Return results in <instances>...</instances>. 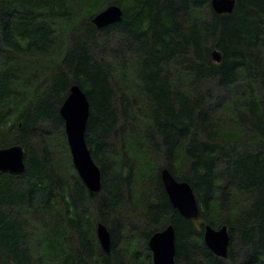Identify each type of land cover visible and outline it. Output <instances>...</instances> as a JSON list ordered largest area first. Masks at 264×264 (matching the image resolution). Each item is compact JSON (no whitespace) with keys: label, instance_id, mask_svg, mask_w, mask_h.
I'll list each match as a JSON object with an SVG mask.
<instances>
[{"label":"trees","instance_id":"obj_1","mask_svg":"<svg viewBox=\"0 0 264 264\" xmlns=\"http://www.w3.org/2000/svg\"><path fill=\"white\" fill-rule=\"evenodd\" d=\"M110 4L121 20L97 27ZM73 84L90 102L98 193L60 112ZM14 144L27 169L0 173V264H153L148 240L168 223L176 264H264V0L223 14L211 0H0V148ZM165 167L193 187L198 221L172 205ZM206 224L229 226L227 257L206 245Z\"/></svg>","mask_w":264,"mask_h":264},{"label":"water","instance_id":"obj_2","mask_svg":"<svg viewBox=\"0 0 264 264\" xmlns=\"http://www.w3.org/2000/svg\"><path fill=\"white\" fill-rule=\"evenodd\" d=\"M236 0H211L214 11L218 14L231 13ZM123 9L117 4H110L97 12L93 22L97 27L108 26L121 20ZM212 59L216 62L223 60V52L215 47ZM65 122V131L71 152L73 164L91 193H98L102 186V173L94 160L91 149L86 141L87 121L90 115V102L86 92L78 84L71 86L70 92L60 108ZM26 149L21 144L0 148V173L24 174L27 169ZM161 179L172 205L185 218L199 219V203L191 184L180 180L165 167L161 171ZM97 237L105 252L111 251L112 234L108 225L99 222ZM229 226L224 224L204 227V241L212 252L220 257H227L230 245ZM153 264H176V229L173 223H168L163 229L154 232L149 238Z\"/></svg>","mask_w":264,"mask_h":264},{"label":"rangeland","instance_id":"obj_3","mask_svg":"<svg viewBox=\"0 0 264 264\" xmlns=\"http://www.w3.org/2000/svg\"><path fill=\"white\" fill-rule=\"evenodd\" d=\"M209 86L210 85L208 84L206 87L209 88ZM218 89L219 88H217V87L214 88V93L215 94L216 93H220V95H225V91L224 90L223 91L221 90V92H219ZM204 92H206V91H204ZM213 106H215V104ZM161 158H163V156H161ZM160 161H161L160 163H163V161L161 159H160ZM179 171L180 172L178 174H176L177 176L184 175L188 171V162L185 164V166H181ZM127 207H129L128 209L130 210V212L128 210H124V212L127 214V216H129V215L131 216V218H132L131 224L132 225L135 224V223L140 224V222L138 221V218H140V214L135 212V216L136 217L133 214H131L133 212V204L131 203V204H129V206L127 205ZM108 223H109V225L111 224L110 220L108 221ZM141 225H142V223H141ZM144 246H145V242H142L140 244V247H138V250L143 252V250H144L143 247Z\"/></svg>","mask_w":264,"mask_h":264}]
</instances>
